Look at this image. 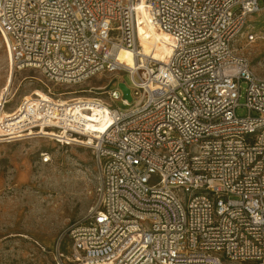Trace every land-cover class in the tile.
<instances>
[{
	"label": "built area",
	"instance_id": "1",
	"mask_svg": "<svg viewBox=\"0 0 264 264\" xmlns=\"http://www.w3.org/2000/svg\"><path fill=\"white\" fill-rule=\"evenodd\" d=\"M263 9L264 0H0L13 67L59 85L107 78L88 96H23L0 120V140L46 137L95 157L93 204L66 231L69 253L59 239L55 264H264V77L237 46L263 38L249 21ZM146 23L167 36L164 59L153 44L143 51ZM122 48L132 66L118 61ZM121 73L130 100L119 82L109 88Z\"/></svg>",
	"mask_w": 264,
	"mask_h": 264
},
{
	"label": "rangeland",
	"instance_id": "2",
	"mask_svg": "<svg viewBox=\"0 0 264 264\" xmlns=\"http://www.w3.org/2000/svg\"><path fill=\"white\" fill-rule=\"evenodd\" d=\"M249 21L262 30L263 38L254 43L239 39L238 50L248 59L253 72L264 77V9ZM11 69L13 81L6 110H12L33 88L68 98L73 94H60L73 90L75 95L88 96L84 92L88 86L107 82L106 76H97L76 86L59 85L48 82L32 68L13 67L0 35V84ZM121 74L109 88L123 80L130 84L128 75ZM238 102L237 114H246L244 88ZM115 103L124 106L120 100ZM16 139L0 140V264H55L59 239L93 204L96 160L86 146L64 145L46 137ZM42 153H47V161ZM61 249L70 252L67 237Z\"/></svg>",
	"mask_w": 264,
	"mask_h": 264
},
{
	"label": "bare ground",
	"instance_id": "3",
	"mask_svg": "<svg viewBox=\"0 0 264 264\" xmlns=\"http://www.w3.org/2000/svg\"><path fill=\"white\" fill-rule=\"evenodd\" d=\"M140 38H141L142 49L145 53L149 51V47L153 44L156 47L155 48L156 56L164 59L166 52L165 51L166 39H167V36L164 33H159L154 31L153 28L146 23L144 27H140ZM117 59L120 63H123L126 66H132L134 64L132 53L129 49L126 48L120 49V51L118 52ZM12 81H13V70L11 69L10 71L8 70L4 81L2 82V84H0V95L2 98L5 96V98L7 99L6 100L7 103L10 101L9 96H11L10 89H11ZM31 94L41 95L43 97H46V93L39 88H33L29 92L25 93L23 96L29 98ZM80 96L82 95H73L72 97L75 98ZM97 111L99 113L103 112V110L100 108H98ZM9 113L10 110L0 109V120L3 117L8 116ZM0 131H2L1 127H0Z\"/></svg>",
	"mask_w": 264,
	"mask_h": 264
},
{
	"label": "water",
	"instance_id": "4",
	"mask_svg": "<svg viewBox=\"0 0 264 264\" xmlns=\"http://www.w3.org/2000/svg\"><path fill=\"white\" fill-rule=\"evenodd\" d=\"M118 86H119L120 89L122 90L124 97L127 98L128 100H130L131 97H130V94H129V89H128V87L125 85V83H123V82H119V83H118Z\"/></svg>",
	"mask_w": 264,
	"mask_h": 264
}]
</instances>
